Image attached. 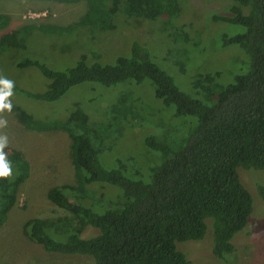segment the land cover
I'll return each instance as SVG.
<instances>
[{
    "label": "trees",
    "instance_id": "16d2710c",
    "mask_svg": "<svg viewBox=\"0 0 264 264\" xmlns=\"http://www.w3.org/2000/svg\"><path fill=\"white\" fill-rule=\"evenodd\" d=\"M86 1L88 10L78 23L102 30L113 29L109 21L119 12L129 18L155 20L174 17L179 11L177 0ZM231 1L230 14L215 15L213 19L243 28L238 34L223 36L221 43L224 47H240L248 58L249 70L235 75L233 82L225 86L216 83L218 73L196 76L193 89L206 99L214 96L212 105L181 91L137 44L114 65H87L82 59L65 71H50L33 61L19 64L37 66L49 80L44 92L31 94L39 101L54 102L83 83L113 86L149 80L155 97L165 106H173L175 116L195 119L176 150L153 137L145 139V145L162 153L164 161L153 172L151 183L144 184L125 177L119 169L102 167L97 157L100 150L95 146L98 131L89 126V117L80 108L72 110L65 120L40 121L12 106L28 130L63 131L71 139L76 185L56 186L47 193L48 200L68 216L27 221L24 234L31 242L42 246L46 253L90 256L93 264H191L177 244L202 240L210 220L212 254L227 262L234 251L232 240L245 231L253 205L237 169L264 170V0ZM8 22L7 16L0 15V30ZM24 33L19 30L12 36L3 35L0 48H20ZM133 109L135 103L124 100L111 105L103 129L110 130L127 115H133ZM4 152L12 175L0 179V225L16 204L17 189L29 173L20 151ZM92 184L118 188L125 202L121 205L118 191L108 189V197L116 199L110 202L112 209L94 211L84 203L93 192ZM102 191L104 187L98 186L96 193ZM258 193L264 200V187H259ZM88 227L97 233L84 238L83 231ZM52 229L68 232L66 242L53 239L48 233Z\"/></svg>",
    "mask_w": 264,
    "mask_h": 264
},
{
    "label": "rangeland",
    "instance_id": "374dc122",
    "mask_svg": "<svg viewBox=\"0 0 264 264\" xmlns=\"http://www.w3.org/2000/svg\"><path fill=\"white\" fill-rule=\"evenodd\" d=\"M176 3L179 11L174 17L143 20L119 12L109 21L113 29L102 30L78 23L88 10L86 0H0V15L9 18L6 28L0 30V39L25 31L20 48H0V75L14 81L13 94L8 98L12 106L40 121L65 120L72 110L80 108L88 115L89 126L98 131L95 146L100 150L97 157L102 167L119 169L134 181L151 183L164 156L148 148L145 139L153 137L176 150L187 138L194 118L175 116L173 106L167 107L155 97L149 80L113 86L83 83L54 102L39 101L31 94L44 92L49 80L37 66L19 64L33 61L50 71H65L82 59L87 65H114L118 57L128 56L131 46L137 44L147 50L152 62L181 91L212 105L215 97L206 99L202 92L193 89V81L199 75L218 73L216 83L225 86L233 82L235 75L248 72V58L240 47H224L221 43L223 36L238 34L243 28L213 19L215 15L230 14L234 4L231 0ZM123 100L135 103V113L104 130L108 108ZM0 120L7 121L6 126H0V136L8 138L4 150L20 151L29 166L27 178L17 189L16 204L0 225V264H93L87 255L46 253L24 234L25 224L31 219L58 220L68 216L48 200L47 193L56 186L76 185L71 139L63 131L28 130L13 109L0 112ZM237 173L253 199L245 231L232 240L234 251L227 262H222L212 254L211 221L207 220L208 229L202 240L177 244L191 264H264V200L258 193V188L264 187V170L238 168ZM98 186H103L105 192L96 193ZM90 187L93 192L84 203L98 213L112 209L110 202L116 200L108 197V189L118 191L116 197L121 205L125 202L118 188L103 184ZM48 233L61 242H66L69 234L53 229ZM96 233L88 227L82 237Z\"/></svg>",
    "mask_w": 264,
    "mask_h": 264
},
{
    "label": "clouds",
    "instance_id": "9594fccd",
    "mask_svg": "<svg viewBox=\"0 0 264 264\" xmlns=\"http://www.w3.org/2000/svg\"><path fill=\"white\" fill-rule=\"evenodd\" d=\"M13 87L14 81L0 75V112H3L5 109L9 112L12 110V104L8 98L13 94ZM6 123V120H0V126H6ZM7 145L8 138L6 136H0V179L12 175L11 164L7 161L6 153L4 152Z\"/></svg>",
    "mask_w": 264,
    "mask_h": 264
}]
</instances>
